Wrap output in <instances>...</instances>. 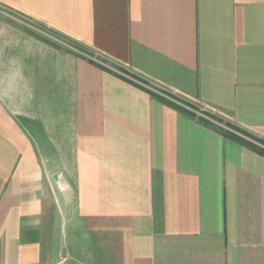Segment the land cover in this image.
Listing matches in <instances>:
<instances>
[{
	"label": "crops",
	"instance_id": "1",
	"mask_svg": "<svg viewBox=\"0 0 264 264\" xmlns=\"http://www.w3.org/2000/svg\"><path fill=\"white\" fill-rule=\"evenodd\" d=\"M214 125L264 138V0H0V264H264Z\"/></svg>",
	"mask_w": 264,
	"mask_h": 264
},
{
	"label": "trees",
	"instance_id": "2",
	"mask_svg": "<svg viewBox=\"0 0 264 264\" xmlns=\"http://www.w3.org/2000/svg\"><path fill=\"white\" fill-rule=\"evenodd\" d=\"M207 115L209 117H211L212 119H216L218 121H221L216 116H214L210 113H207ZM200 120L207 123V124H213V122L210 119L205 118V117H201ZM214 126H216L220 131L224 132L228 136L235 138L237 141L243 143L244 145L252 148L253 150L257 151L258 153H260L261 155L264 156V138L259 137L255 134L245 130V129L239 128L238 126H232V127L235 128L236 130H238L239 132H241L242 134H244L245 136H247L248 138L242 137L238 134H235L234 132H231L230 130L224 129V128L219 127L217 125H214Z\"/></svg>",
	"mask_w": 264,
	"mask_h": 264
},
{
	"label": "rangeland",
	"instance_id": "3",
	"mask_svg": "<svg viewBox=\"0 0 264 264\" xmlns=\"http://www.w3.org/2000/svg\"><path fill=\"white\" fill-rule=\"evenodd\" d=\"M55 36L58 38V41H62L61 44L63 45H67L70 49H74L76 51H80V52H87L90 54L89 51H87L86 49L84 48H81L78 44H76V42H73L72 40H69L67 39L66 37L64 36H61V35H58V34H55ZM59 41V42H60Z\"/></svg>",
	"mask_w": 264,
	"mask_h": 264
}]
</instances>
